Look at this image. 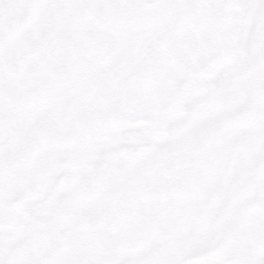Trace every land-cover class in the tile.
I'll list each match as a JSON object with an SVG mask.
<instances>
[{"label":"snow or ice","instance_id":"6c2138e0","mask_svg":"<svg viewBox=\"0 0 264 264\" xmlns=\"http://www.w3.org/2000/svg\"><path fill=\"white\" fill-rule=\"evenodd\" d=\"M0 264H264V0H0Z\"/></svg>","mask_w":264,"mask_h":264}]
</instances>
